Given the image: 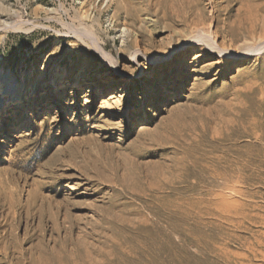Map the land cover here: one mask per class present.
Instances as JSON below:
<instances>
[{
  "label": "rangeland",
  "instance_id": "obj_1",
  "mask_svg": "<svg viewBox=\"0 0 264 264\" xmlns=\"http://www.w3.org/2000/svg\"><path fill=\"white\" fill-rule=\"evenodd\" d=\"M1 76L0 264H264V0H0Z\"/></svg>",
  "mask_w": 264,
  "mask_h": 264
},
{
  "label": "bare ground",
  "instance_id": "obj_2",
  "mask_svg": "<svg viewBox=\"0 0 264 264\" xmlns=\"http://www.w3.org/2000/svg\"><path fill=\"white\" fill-rule=\"evenodd\" d=\"M201 23V22H200ZM236 34L235 35H233V39H235L236 37ZM232 39V40H233ZM234 41V40H233ZM100 52H102V49L101 50H99ZM103 55V54H102ZM2 77V80H1V82L3 81V83L4 84H6V86H7V88H8V92H10V95H8L7 97H5V102H0V118L2 117V115H3V113L6 111L5 109H6V107L4 106V105H7L10 101H11V99H12V97H15V96H17V95H19V91H18V87L16 86V85H14V82L10 79V78H8V77H6V76H1ZM0 77V78H1ZM4 79V80H3ZM76 83V82H75ZM74 83V84H75Z\"/></svg>",
  "mask_w": 264,
  "mask_h": 264
},
{
  "label": "snow or ice",
  "instance_id": "obj_3",
  "mask_svg": "<svg viewBox=\"0 0 264 264\" xmlns=\"http://www.w3.org/2000/svg\"><path fill=\"white\" fill-rule=\"evenodd\" d=\"M69 100H71V97H69Z\"/></svg>",
  "mask_w": 264,
  "mask_h": 264
}]
</instances>
